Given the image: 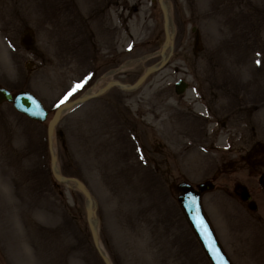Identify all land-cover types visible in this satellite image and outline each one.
Instances as JSON below:
<instances>
[{"label":"rangeland","instance_id":"1","mask_svg":"<svg viewBox=\"0 0 264 264\" xmlns=\"http://www.w3.org/2000/svg\"><path fill=\"white\" fill-rule=\"evenodd\" d=\"M164 3L166 65L137 90L66 113L51 150L46 125L59 105L108 81L133 84L161 61L162 14L150 0H0V86L49 111L37 123L0 106V264H104L86 200L55 184L51 152L92 197L111 264H209L175 190L205 181L215 188L201 206L227 259L264 264V0ZM180 79L189 88L176 96ZM211 114L220 121L204 123ZM236 186L252 193L255 219L231 198Z\"/></svg>","mask_w":264,"mask_h":264},{"label":"water","instance_id":"2","mask_svg":"<svg viewBox=\"0 0 264 264\" xmlns=\"http://www.w3.org/2000/svg\"><path fill=\"white\" fill-rule=\"evenodd\" d=\"M158 3L160 4L163 14H164V27H165V31H167V20H166L165 11L162 6V0H158ZM167 45H169L170 47L172 45V41L169 36L165 37V46ZM164 51H165V48L161 50V53L163 54ZM166 61H167V58H165L158 66L148 68L140 76V78L137 80V82L133 86L121 85L119 83H112V84H109L107 87H105L102 91L107 90V88L112 85H117L124 90H132L134 88H137L144 82V80L151 73L163 67ZM186 87L187 85L184 82L179 81L175 85V93L177 95L182 94L185 91ZM100 93L101 92H98L96 95H99ZM89 98L90 96H84L73 102L63 104L55 110L54 114L52 115L51 119L49 120L47 124V138H48L49 149H51L52 135L54 133L55 126L59 122L63 113L66 112L67 110H70L74 106L85 102ZM4 102L11 103L12 107L17 112L28 117L29 119L33 121L44 122L47 118L48 112L44 109L40 101L28 92H20L16 95H11L5 89L0 88V104ZM51 171H52L53 178L57 182L73 183L77 187V189L80 191V193L85 197L86 202H87L86 219L89 225L93 243L95 247H98L97 235L95 233V229L92 223V219L95 218V210L93 209L94 201L91 199V196L87 192L85 186L83 185V183H81L77 179L62 177L57 174L56 169H55V156L52 152H51ZM261 187H262V190L264 191V174L262 175ZM212 189H213V185L211 183L200 184L197 190L193 189L188 184H185V183L179 184L177 186V190L180 192V195L178 197V202L184 214L186 215V218L194 234L196 235L199 242L201 243L211 263L212 264H230L225 258V256L223 255V253L221 252L202 214L201 207H200L201 193L211 191ZM240 196H241L242 201H248L250 199V196L245 188H242V193ZM249 209L252 211L256 210V206L253 202L249 203ZM102 259H103L104 264H110L106 258L102 257Z\"/></svg>","mask_w":264,"mask_h":264},{"label":"bare ground","instance_id":"3","mask_svg":"<svg viewBox=\"0 0 264 264\" xmlns=\"http://www.w3.org/2000/svg\"><path fill=\"white\" fill-rule=\"evenodd\" d=\"M166 10V9H165ZM168 52V49H165V54ZM52 142L54 144V140L52 139ZM27 238L29 240V242L32 244V246L34 245V240L32 238V236L30 234L27 233Z\"/></svg>","mask_w":264,"mask_h":264},{"label":"snow or ice","instance_id":"4","mask_svg":"<svg viewBox=\"0 0 264 264\" xmlns=\"http://www.w3.org/2000/svg\"><path fill=\"white\" fill-rule=\"evenodd\" d=\"M77 87H79V85Z\"/></svg>","mask_w":264,"mask_h":264}]
</instances>
